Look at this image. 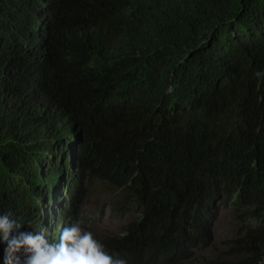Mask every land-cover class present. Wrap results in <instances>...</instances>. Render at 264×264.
I'll use <instances>...</instances> for the list:
<instances>
[{
    "label": "trees",
    "instance_id": "1",
    "mask_svg": "<svg viewBox=\"0 0 264 264\" xmlns=\"http://www.w3.org/2000/svg\"><path fill=\"white\" fill-rule=\"evenodd\" d=\"M144 6L0 0V215L127 264H264V0Z\"/></svg>",
    "mask_w": 264,
    "mask_h": 264
},
{
    "label": "clouds",
    "instance_id": "2",
    "mask_svg": "<svg viewBox=\"0 0 264 264\" xmlns=\"http://www.w3.org/2000/svg\"><path fill=\"white\" fill-rule=\"evenodd\" d=\"M133 1L143 6L144 3L152 4L163 13L168 12L175 2V0ZM60 195H64V192L56 193L49 205L52 213H57V208L62 203ZM49 208L46 211L51 216ZM60 229V221L57 224H50L52 234L59 232ZM95 229L101 232V228ZM51 235L46 237L43 231L25 230L24 226L12 219L10 214L0 215V243L6 245L5 264H127L126 260L114 258L104 251L103 246L94 239L91 232L82 230L79 222L65 227L57 243L49 242L50 238L53 239Z\"/></svg>",
    "mask_w": 264,
    "mask_h": 264
},
{
    "label": "rangeland",
    "instance_id": "3",
    "mask_svg": "<svg viewBox=\"0 0 264 264\" xmlns=\"http://www.w3.org/2000/svg\"><path fill=\"white\" fill-rule=\"evenodd\" d=\"M86 209L88 211L91 210V205L88 204ZM233 210L230 204H223L219 210V217L215 222L214 230H215V238H216V244L221 247L222 241H225L229 239L232 235L234 230H236L238 227L233 226ZM97 219H100V217H97ZM101 221V222H100ZM97 220L95 228H101L102 234H107L109 232L116 233L120 226H122V221L119 219H116L115 217H112L109 212L102 217L101 219ZM86 225H91L89 222Z\"/></svg>",
    "mask_w": 264,
    "mask_h": 264
}]
</instances>
